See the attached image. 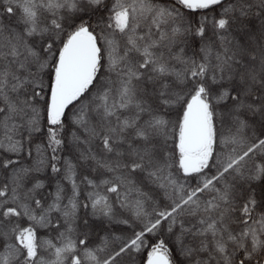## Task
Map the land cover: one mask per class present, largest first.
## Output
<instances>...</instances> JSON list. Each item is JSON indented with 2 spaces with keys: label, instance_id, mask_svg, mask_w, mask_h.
Here are the masks:
<instances>
[{
  "label": "snow or ice",
  "instance_id": "6c2138e0",
  "mask_svg": "<svg viewBox=\"0 0 264 264\" xmlns=\"http://www.w3.org/2000/svg\"><path fill=\"white\" fill-rule=\"evenodd\" d=\"M0 264H264V0H0Z\"/></svg>",
  "mask_w": 264,
  "mask_h": 264
}]
</instances>
